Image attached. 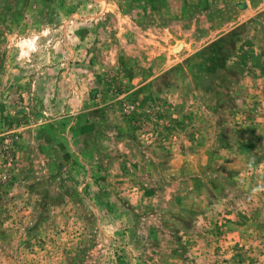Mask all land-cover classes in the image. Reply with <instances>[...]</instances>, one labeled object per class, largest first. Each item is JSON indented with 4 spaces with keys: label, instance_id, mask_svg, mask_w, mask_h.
Here are the masks:
<instances>
[{
    "label": "rangeland",
    "instance_id": "1",
    "mask_svg": "<svg viewBox=\"0 0 264 264\" xmlns=\"http://www.w3.org/2000/svg\"><path fill=\"white\" fill-rule=\"evenodd\" d=\"M0 264H264V0H0Z\"/></svg>",
    "mask_w": 264,
    "mask_h": 264
},
{
    "label": "bare ground",
    "instance_id": "2",
    "mask_svg": "<svg viewBox=\"0 0 264 264\" xmlns=\"http://www.w3.org/2000/svg\"><path fill=\"white\" fill-rule=\"evenodd\" d=\"M176 50H179V48H176Z\"/></svg>",
    "mask_w": 264,
    "mask_h": 264
}]
</instances>
